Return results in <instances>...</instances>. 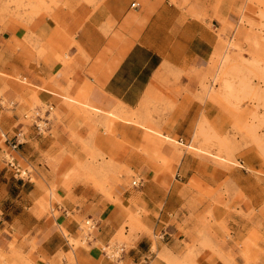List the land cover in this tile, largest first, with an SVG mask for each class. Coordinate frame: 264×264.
<instances>
[{
	"label": "crops",
	"instance_id": "obj_1",
	"mask_svg": "<svg viewBox=\"0 0 264 264\" xmlns=\"http://www.w3.org/2000/svg\"><path fill=\"white\" fill-rule=\"evenodd\" d=\"M45 1L28 23L0 24V264H264V161L255 145L233 152L237 166L226 168L163 145L171 164L162 173L148 153L158 133L186 148L211 137L245 143L230 129V109L200 88L220 20H237L230 0ZM31 96L59 114L45 136L22 118ZM69 98L93 111L140 113L141 125L115 121L106 137L75 120ZM17 134L10 154L27 179L5 164L3 140ZM82 139L138 185L113 184L105 196L75 177ZM51 187L58 202L46 213Z\"/></svg>",
	"mask_w": 264,
	"mask_h": 264
},
{
	"label": "rangeland",
	"instance_id": "obj_2",
	"mask_svg": "<svg viewBox=\"0 0 264 264\" xmlns=\"http://www.w3.org/2000/svg\"><path fill=\"white\" fill-rule=\"evenodd\" d=\"M230 10L235 12L237 20L234 24L220 20L222 29L218 32L217 46L209 59L207 70L202 75L200 88L210 101L223 104L230 109L233 115L230 129L234 137L237 136L239 141L245 140V143L241 145L236 143L233 146L224 140L225 138L211 137L198 147L194 148L193 145H189L186 148L176 144L174 139L169 141L161 138L159 133L158 135L149 134L152 137L149 140L146 138L150 146L149 157L160 167L161 171H157L159 173L170 172L171 163L159 155L163 145L171 146L177 154L181 151H195L210 156L214 164L222 168L237 166V162L232 158L233 152L241 147L255 145L264 161V0H230ZM44 12H46L45 0H0V24L4 20L12 24H15L16 20L28 23L31 18ZM16 80L13 79V81ZM19 84L26 88L29 87L28 81H21ZM64 104L71 110L76 121L92 123L99 127L106 137L115 134L111 126L115 121L128 120L141 125L142 115L140 113L126 112L122 108H119L117 112L109 113L93 111L76 98H69ZM43 106L34 96H31L26 113ZM117 114H124L125 118L113 116ZM53 118H60L59 114L50 113L49 121ZM26 123L30 122L26 121ZM66 131L71 137L75 136L72 127L67 128ZM46 134L47 130L43 131L42 135ZM79 145L85 155V162L83 161L85 165L82 163V168H79L81 171H78V162L72 160V173L75 177L89 182L101 194L108 196L104 188L112 189L113 184H124L130 187L132 181H137V178L133 177V180L123 182L121 178L128 177L131 173L120 168L113 171L111 160L104 161V156L98 147L83 139L79 140ZM139 150L142 151L141 147ZM20 165L28 169L23 162ZM45 195L49 197V202L44 204V210L47 213L51 210L52 204L58 202V199L54 195V187L45 190ZM89 225L84 222L81 224L80 237L85 236ZM132 229L130 223L129 233ZM122 233L121 228L119 234ZM69 243L71 244L72 241ZM117 243L125 244L126 241L118 239ZM72 244L77 246L78 241ZM241 251L245 253V248Z\"/></svg>",
	"mask_w": 264,
	"mask_h": 264
},
{
	"label": "built area",
	"instance_id": "obj_3",
	"mask_svg": "<svg viewBox=\"0 0 264 264\" xmlns=\"http://www.w3.org/2000/svg\"><path fill=\"white\" fill-rule=\"evenodd\" d=\"M50 111H51V107L48 105H44L43 107L34 108L29 113H24L22 115V118L25 121H29L30 126L36 132H38L39 134H42L43 131H46L47 129L46 122L49 121L48 116L50 114L49 113ZM21 139H22V135L17 134L16 136H14V139L12 142L8 143L6 140H3V143H6V147H7V151H5V164L12 168L13 174L18 179H22V178L27 179L29 171H27V169L25 168L15 165L13 162V154H10L11 152H14L17 149V146L19 145ZM138 183H139L138 179L137 181H132L131 186L135 187L136 185H138ZM104 251L107 254H112L109 248H106ZM119 251H120V248H118V250L113 251L112 256L114 257L116 253H118Z\"/></svg>",
	"mask_w": 264,
	"mask_h": 264
}]
</instances>
